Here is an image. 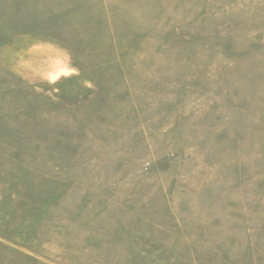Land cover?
<instances>
[{
  "label": "rangeland",
  "instance_id": "rangeland-1",
  "mask_svg": "<svg viewBox=\"0 0 264 264\" xmlns=\"http://www.w3.org/2000/svg\"><path fill=\"white\" fill-rule=\"evenodd\" d=\"M0 264H264V0H0Z\"/></svg>",
  "mask_w": 264,
  "mask_h": 264
}]
</instances>
